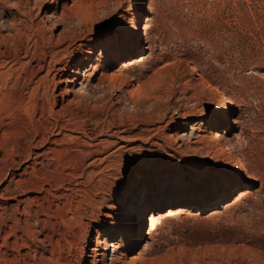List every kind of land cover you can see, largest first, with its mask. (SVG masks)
Returning a JSON list of instances; mask_svg holds the SVG:
<instances>
[{
	"label": "rangeland",
	"instance_id": "374dc122",
	"mask_svg": "<svg viewBox=\"0 0 264 264\" xmlns=\"http://www.w3.org/2000/svg\"><path fill=\"white\" fill-rule=\"evenodd\" d=\"M145 25L149 40L126 76L134 87L166 77L169 89L154 92L162 95L157 104L164 110L146 116V103L141 108L148 122L95 139L103 148V140L115 143L104 148L106 161L89 167L96 172L93 179L109 183L107 193L97 194L98 201L106 199L97 211L81 201L92 178L50 188L37 158L31 161L25 176L37 187V212L49 205L48 194L39 191L44 185L55 195L52 208L64 217L41 225L37 264H90L96 229L102 245L98 264H264V0H0V70L9 73L0 76L5 173L27 154L34 158L26 137L36 131L46 88L56 93L55 64L45 62L50 51L72 49L76 37H92L102 28L86 69L93 66V79L118 74L136 51L139 32L145 40ZM14 51L19 59L5 64L3 56ZM32 74L37 89H23ZM100 88L87 93L80 84L70 87L94 102L107 95L108 109L115 104L137 112L119 99V91ZM73 154L60 161L79 165L83 156ZM153 212L159 220L151 228L146 217ZM142 223L149 234L136 243ZM115 242L119 260L108 248Z\"/></svg>",
	"mask_w": 264,
	"mask_h": 264
},
{
	"label": "bare ground",
	"instance_id": "6f19581e",
	"mask_svg": "<svg viewBox=\"0 0 264 264\" xmlns=\"http://www.w3.org/2000/svg\"><path fill=\"white\" fill-rule=\"evenodd\" d=\"M140 18L143 19L142 14ZM144 30L146 35L144 37L145 40L143 41V34L139 32L135 38L137 45L136 51L129 56L128 60L122 62L118 74L112 73L109 75L98 73L93 79L94 74L92 73L94 72H90L93 66L90 65V68L86 69V65L92 62L93 48L97 47L99 37L105 34L102 28L98 29L97 33L92 37H76L78 43H76V45L74 44L75 46L72 49H70V46L68 48L60 46L55 48V50L52 49L49 56H46L49 57V59L45 58V62L48 65L52 62L55 64V73H53L54 76L51 83L56 86V93H50L49 87L46 88L47 92L46 94L44 93L42 110L40 116L37 118V124L35 125L36 131H30L29 135L26 137L28 144L32 143L35 148L36 152H34V158L29 157V154H27L26 157L24 156L25 158H22L14 164L16 166L9 165L6 173L5 169L8 165L2 163L4 159L0 161V264H37V233L43 234V226L47 227L49 224H53V217L55 218L57 216L58 218H62V214L52 208L53 199L51 200V197H55V195L51 194L49 187L55 186L60 189L73 182L74 179L90 177L92 178L90 184H84L87 187L82 190L84 195L82 194L83 198L81 201L85 202L90 208H95L96 211L104 206L106 199L98 201L96 197L99 196L97 194L108 191V180L102 179L97 182L93 179L96 172L94 170H89V167H96L99 161H106L108 156H106L103 150L104 148H110V146L115 145V143L110 140H101V143L106 145L103 148L101 144L95 143V139L105 132H108L110 135H119L122 130L125 128L128 129L130 123L137 124L138 122H148L145 113L148 112L146 116L153 117L154 114L156 116V113H159L161 108V104L158 105L157 101L160 100L162 95L160 92L157 94L154 92L161 88H165V90L166 88L169 89V83L166 81V77L163 78L161 75H158L156 78L150 77L148 81L142 82L137 87L132 86L130 82L132 77L126 76L127 70L133 66L135 62L138 63V61H140L135 55L140 53L139 48L141 44L144 42L147 43L149 40L147 25H145ZM22 47L20 49H22ZM110 49L112 50L113 48L111 47ZM24 50L26 51H24V53L28 54L29 49L25 47ZM19 56L17 51L11 54L7 53L3 56V61L5 64H8L19 59ZM83 65H85L84 70L82 69ZM8 74L7 70H0V76H7ZM35 75L36 74H32L23 80V89L26 88L29 91L37 89V86L34 87V84L37 82L34 81ZM46 78L47 80L51 79H48V77ZM78 84H80L82 88H86L87 93H90V91H93L96 87L97 89L102 87L105 92L109 93H112L113 90H117L121 94L119 95V99L125 103L132 104L137 108V112H139L134 114L131 111L121 110L120 108L118 109L115 104H112L110 109H108L109 106L106 108V105H108L107 95L95 102L92 101V98H89L88 95L82 93L74 95L70 87L71 85L76 86ZM101 91H103V89ZM111 95L112 94H110V98ZM53 102L57 105V108H54ZM146 103L149 106L148 110L144 112L141 107ZM161 109L164 110L163 108ZM152 120L154 119L152 118ZM182 124L185 125L183 122ZM36 135L37 140H35ZM216 135L219 134L217 133ZM25 149H23V151ZM72 150L78 158L83 156L82 161L80 163L78 162L79 165L73 162L60 161V158L63 157L65 153L71 152ZM89 157L90 159L97 157V159L91 163L88 162L89 164L83 163V161ZM36 158L37 167L44 170L48 180L44 178L49 185L48 188L43 185L39 190L42 193L48 194L45 198H47L49 202L48 207L44 205V208L40 212H37V200H39L37 199V187H33L31 183H27L28 179H26L25 176V174L28 173L26 170L31 167L30 165L33 164L32 162L36 160ZM242 165L245 167L244 164ZM111 176L110 174L109 177ZM29 192H34V195L26 194ZM11 201H14V203L10 204ZM93 214L95 215V213H92V215ZM105 215L106 217L112 216L110 214ZM158 215L159 214L153 212L149 214V218L146 217L148 225L151 228L156 225L157 220H159L157 219ZM89 224L88 222L85 223L83 228L88 229L86 226L88 227ZM144 226L145 223H142L137 231V236L135 238L136 243L143 240L145 236L149 234V232H145ZM96 232V245L91 248L89 247L91 249V255H89L90 264H98L97 261H99L98 259L101 255L99 248L101 245V230L96 229ZM40 241L43 242L44 239L42 238ZM116 244V242L113 244L110 243L108 247H112L114 250L112 259H118V245ZM3 248L12 250V255L9 256V253L3 251Z\"/></svg>",
	"mask_w": 264,
	"mask_h": 264
}]
</instances>
